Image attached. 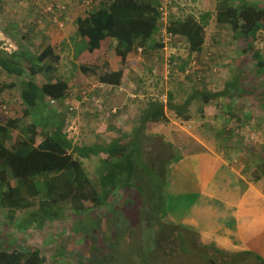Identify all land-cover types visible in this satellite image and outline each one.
<instances>
[{
  "label": "rangeland",
  "instance_id": "obj_1",
  "mask_svg": "<svg viewBox=\"0 0 264 264\" xmlns=\"http://www.w3.org/2000/svg\"><path fill=\"white\" fill-rule=\"evenodd\" d=\"M95 1L99 0L82 6L80 0H33L37 7L52 2L53 15L46 13L44 7L40 9L39 15H29V20L34 21L35 27L14 28L16 22L21 27L20 20L25 16L23 10L29 6L30 1L0 0V32L8 34L10 40L12 35L17 37L22 29H29V32L31 30L30 33L35 38V33L42 31V34L39 33L42 38H36L38 45L32 43V55L38 54L52 43L51 35L47 31L43 34L42 26L48 28L54 25L53 29L57 28L62 36L61 41L58 38L53 43L55 49L61 52V61L55 64V70H43L32 78L38 83L49 79V76L64 79L68 82L70 91L65 104L58 102L59 108L51 103L49 104L54 108L48 106V111L42 106H36L32 117L41 127L38 129L37 142L43 138L44 131L50 132L53 129V123L62 114L65 115L63 132L74 145H106L118 136L127 141L133 128L138 126L139 118L149 102L158 99L161 93L172 92V102L181 104L196 90L195 87L200 91L208 87L211 92H216L236 72L246 73L247 65L253 64L251 57L248 59L246 56L248 53L243 51L245 43L234 37L227 25L216 21V13L224 8L222 0H164L167 6L160 19L159 31L154 35L156 42L163 46L146 52L135 51L133 66L127 65L128 75L124 79L122 76V86L127 87L134 96L130 95L128 100L131 101L127 107L113 112L106 105L107 96L120 87L103 85L99 76L105 71L125 67V64L112 50L104 63L100 64L101 68L97 65L99 67L94 71L84 73L73 56L79 40L75 19L80 15H87L91 7H95ZM228 1L233 4L241 2ZM247 1L264 6V0ZM65 4L67 9H61ZM61 10H64V15L60 13ZM9 13L12 15H8ZM205 13L209 16L205 17ZM187 16L203 24L204 43L199 52L189 51L188 41L182 36L171 34L170 37H162V31L170 19H184ZM11 19L16 21L12 26L14 30ZM9 45L7 38L4 41L0 38V49H8ZM253 45L264 56V24L257 32ZM167 59L173 62L168 74L170 67L166 66ZM19 60L25 76L29 73L28 63ZM182 60L186 61L184 68H181ZM185 69H188L189 75L183 77ZM198 74L204 76L203 81H196ZM19 79L0 69V124L8 118H14L25 108L19 97ZM9 82L16 87H3ZM93 86L97 91L92 89ZM233 92L231 90L210 101L216 113L215 119L221 118L213 123L203 120L205 117H198L199 120L188 122L192 125L189 127V124H182L181 118H177L174 111L167 108L166 121L143 132L141 161L134 166L136 177L134 176L133 181L136 184L132 182L133 185L128 187L125 184L127 174L121 175L119 186L113 191L109 190L110 195L99 207L90 205L89 209L75 213L70 203L61 202L45 206L51 211L43 213L42 204L38 201L32 207L13 212L0 206V248L11 250L15 245L26 249L37 247L44 253V264H229L231 261L234 264L233 255L219 254L212 248H204L198 244V226L172 224L166 218V211L171 205L175 208V214L184 217L192 214L190 195L185 193V185L182 194L169 193L170 164L182 153L203 148L202 144L214 147L220 146L222 142L224 151L234 153L236 158L242 156L239 159L242 163L245 159V145H248L244 149L247 151L252 147L264 148V128L260 127V119L264 116V86L257 87L249 94ZM5 105L6 110L3 109ZM202 105L201 97H195L190 108L193 112H199ZM70 106L72 109H69ZM208 118L209 116L206 117ZM221 120L227 122L223 124ZM45 123L48 124L42 129ZM101 157L92 155L82 160L85 172L93 182L99 173Z\"/></svg>",
  "mask_w": 264,
  "mask_h": 264
},
{
  "label": "trees",
  "instance_id": "obj_2",
  "mask_svg": "<svg viewBox=\"0 0 264 264\" xmlns=\"http://www.w3.org/2000/svg\"><path fill=\"white\" fill-rule=\"evenodd\" d=\"M222 2L224 8L216 13V21L227 25L234 37L245 43L243 51L248 53V59L251 57V61L253 60L252 66L247 65L246 73L236 72L220 91L211 92L208 87L200 91L195 87L196 90L181 104L172 102V92H166V104L161 101L160 96L151 100L127 141L118 136L106 145H74L63 132L65 115L62 114L56 118L53 129L50 132L44 131L43 138L37 142L38 129L41 127L34 121L32 113L37 105L48 111V106L52 104L58 108V102L65 104L69 86L66 80L52 76L40 83L32 77L43 70L54 71L60 56L50 44L30 57L26 52L29 73L23 76L24 71L21 63H18L20 60L15 57V50L0 49V69L20 78L19 97L25 107L14 118H8L0 124V206L13 212L32 207L38 201L42 204L43 213L51 211L45 206L61 202L70 203L75 213L89 209L90 205L99 207L110 195L109 190L113 191L119 186L121 175L127 174L125 184L128 187L133 185L132 182L135 183L134 166L141 161L143 132L155 124L165 122L167 108L174 111L177 118L188 120L191 118L188 110L195 97H201L202 103L207 104L231 90L233 93L249 94L257 87H263L264 56L259 49L254 48L253 40L264 24V6L247 0H241L238 4L228 0ZM159 5L160 0H101L87 15L77 17L76 33L79 40L76 42L73 56L81 70L84 73L94 71L91 67L99 65L98 58L112 50L125 64L128 54L138 51V48L146 52L162 47L163 45L154 39L162 17ZM45 6L46 4L42 8ZM204 16L209 15L205 13ZM167 32L184 37L188 41L189 51H201L204 27L193 17L170 19ZM185 62L182 60L181 68L186 66ZM122 74L121 69L106 72L99 76V81L118 86L121 84ZM199 75L197 82L204 80V76ZM13 86L14 83L11 82L3 85ZM262 97L264 99V95ZM126 98L127 92L124 90L117 94L110 93L106 105L109 109L119 110ZM51 100L55 102L51 103ZM47 124L45 123L42 129H45ZM92 155L102 156L99 173L94 182L87 176L82 161ZM139 173L140 171L137 172L138 177ZM44 263V253L37 247L26 249L15 245L11 250L0 248V264Z\"/></svg>",
  "mask_w": 264,
  "mask_h": 264
},
{
  "label": "crops",
  "instance_id": "obj_3",
  "mask_svg": "<svg viewBox=\"0 0 264 264\" xmlns=\"http://www.w3.org/2000/svg\"><path fill=\"white\" fill-rule=\"evenodd\" d=\"M29 1V6L25 7L26 9L23 10L25 11V16L23 17V14H20L22 16V19L20 20L21 27H18V22L14 19H11V27L13 26V22H16L14 28L35 27L34 21L30 22L29 15H39L43 4H40V6L37 7L33 0ZM99 2H101V0L97 1L95 6H97ZM18 3L19 1L16 2V4ZM21 7L22 6L20 5V8ZM61 7V9L66 10L67 4L62 5ZM64 10H61L60 13L63 14ZM8 15L12 14L9 13ZM78 17H83V15ZM47 19L49 20L48 17ZM60 19L61 18H59V20ZM61 20L63 21V19ZM71 20L74 21L73 19ZM53 26L48 28L47 26H42L44 29H42L43 34L47 31L51 35L52 43H50V45L52 46L58 38L60 41L62 39V36L58 33L59 30L57 28L54 30ZM14 28L12 27L13 30ZM30 32L29 29H22V32L17 35V37L12 35V41L7 36L8 34L0 32V38H2L3 41L7 38L10 42L9 46L11 48L8 49L15 50L14 52L17 51L15 57L18 61L21 59V61H25V63H27L25 57L26 52H28L29 57L32 56V48L34 46L32 43L37 44L36 38L38 36L42 38V35H40L42 34V31L41 33L39 32L40 34L38 32L35 33L37 36L36 38L35 36H32ZM33 37L34 39L32 40ZM40 41L41 39H39L38 42ZM53 47L55 49V45ZM58 48L60 50V47ZM55 52L59 54L61 61V52L56 49ZM133 52L135 51L128 54L125 67L120 68L123 71V79L128 75L129 68L127 67H132L135 61L136 52L134 54ZM108 54L109 53L103 54L100 57V68V64L104 63V59ZM99 66H92L91 68L94 70ZM118 69L119 68L114 69L113 71ZM106 72L111 71H105V73ZM102 84L107 85L105 83ZM111 86L114 88L120 87L118 90L112 89L115 94L121 90L127 92V98L122 104L123 106L119 109L120 111L122 108L129 105L131 100L128 99L131 92L128 91L127 87L122 86V78L121 85H118L119 87L115 85ZM223 87V85L220 86L217 91L222 90ZM92 89L97 91L95 86H93ZM78 91H80V88ZM131 96L133 97L134 95L132 94ZM74 98L77 99L76 97ZM199 110V112H193L189 107L188 114L191 118L188 120L181 118L180 122L186 124L187 122L197 121L199 120L198 117L201 119L205 117L203 120L210 121L211 123L214 121L217 122V120L221 119H215L216 113L210 102L203 104ZM207 116H209L208 119H206ZM263 117L264 116L260 119L262 123V126H260L261 128H264ZM222 119L224 118L222 117ZM121 120L122 119L120 118V121ZM227 120L225 122H227ZM225 122L222 121L223 124ZM202 145L203 148L189 150L182 153L175 161H173V163L170 164V178L168 183L171 185V192L169 193L172 194L174 192V195H180L183 193L185 185V193L190 195L192 214L187 217L181 216L178 213L175 214V208L171 205L169 210L166 211V218L172 224L198 226V232L196 235L198 244L204 248H212L218 251L219 254L233 255L234 264H261L264 262V148L258 149L252 147L249 149V152L244 150L246 148L245 146H248L245 145L243 147V156L245 159L240 163L239 159L242 156L236 158L234 153L224 151L225 148L223 147L222 142L220 146L215 145L214 147H207L204 144ZM166 192L167 191H165V193ZM167 195L169 196L168 192ZM229 264H232V261L229 262Z\"/></svg>",
  "mask_w": 264,
  "mask_h": 264
},
{
  "label": "built area",
  "instance_id": "obj_4",
  "mask_svg": "<svg viewBox=\"0 0 264 264\" xmlns=\"http://www.w3.org/2000/svg\"><path fill=\"white\" fill-rule=\"evenodd\" d=\"M93 0H80V4L82 5V6H88V5H90L91 4V2H92ZM164 0H160V5H159V9H160V11H161V14H162V16H163V14H164V10L166 9L165 7L167 6L166 4H164V2H163ZM167 3V2H166ZM46 13H48L49 15H53V13H52V11H54L53 10V4H52V2H50L48 5L46 4ZM167 25H168V23L166 24V26L164 27V29H163V31H162V37L163 38H167L168 36L170 37L171 36V34L170 33H168L167 32V29H166V27H167ZM163 42L165 43L166 41L165 40H163ZM8 48H11L10 46L8 47ZM7 50H10V49H7ZM138 50H140L141 51V48H138ZM166 66L167 67H170V70H167V74L168 73H170L171 72V65H173V62L171 61V59H167L166 61ZM171 64V65H170ZM175 64V63H174ZM187 75H189V71H188V69H185L184 70V73H183V77H186ZM200 75L198 74L197 75V77H196V80H199V77ZM160 99H161V101L164 103V104H166V102H167V94H166V92H164V93H162L161 95H160ZM55 101L54 100H51V103H54ZM3 109H5L6 110V107L4 106L3 107ZM69 109H72V107L70 106L69 107ZM113 112H115V109H113L112 110ZM111 111V112H112ZM6 112V111H5ZM189 123L187 122L185 125H188ZM190 125H191V123L189 124V127H190ZM192 126V125H191Z\"/></svg>",
  "mask_w": 264,
  "mask_h": 264
},
{
  "label": "flooded vegetation",
  "instance_id": "obj_5",
  "mask_svg": "<svg viewBox=\"0 0 264 264\" xmlns=\"http://www.w3.org/2000/svg\"><path fill=\"white\" fill-rule=\"evenodd\" d=\"M159 227V226H158Z\"/></svg>",
  "mask_w": 264,
  "mask_h": 264
}]
</instances>
